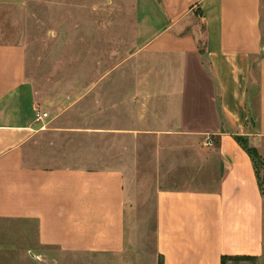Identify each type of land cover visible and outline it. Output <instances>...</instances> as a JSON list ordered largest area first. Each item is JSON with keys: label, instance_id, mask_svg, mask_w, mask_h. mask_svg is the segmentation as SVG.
Wrapping results in <instances>:
<instances>
[{"label": "crops", "instance_id": "0c3cea01", "mask_svg": "<svg viewBox=\"0 0 264 264\" xmlns=\"http://www.w3.org/2000/svg\"><path fill=\"white\" fill-rule=\"evenodd\" d=\"M137 15L129 59L152 57L159 79L137 81L135 98L121 93V114L131 112L121 134L200 162L182 187L156 194L158 256L163 264L262 258L264 169L259 176L238 139L264 164V0H138ZM27 68L25 46L0 43V251L22 250L29 261L42 249L124 253L133 168L29 163L28 146L44 131L36 110L46 111Z\"/></svg>", "mask_w": 264, "mask_h": 264}, {"label": "rangeland", "instance_id": "374dc122", "mask_svg": "<svg viewBox=\"0 0 264 264\" xmlns=\"http://www.w3.org/2000/svg\"><path fill=\"white\" fill-rule=\"evenodd\" d=\"M137 5L138 0H0V43L25 46L28 79L38 105L49 114L26 160L38 167L129 166L134 173V210L124 253L42 249L43 257L29 261L22 250L10 248L0 251V264H162L156 251V194L182 187L200 162L184 150L159 153L155 138L121 134V122L130 126L131 118V112H120L121 93L135 98L137 81L159 79L158 68L149 66L152 57L129 59L136 48ZM106 80L114 88L105 87ZM122 83L127 88L122 90ZM151 93L145 88L146 95ZM226 264H264V256Z\"/></svg>", "mask_w": 264, "mask_h": 264}, {"label": "trees", "instance_id": "16d2710c", "mask_svg": "<svg viewBox=\"0 0 264 264\" xmlns=\"http://www.w3.org/2000/svg\"><path fill=\"white\" fill-rule=\"evenodd\" d=\"M240 141V143L246 148V150L250 153V155H252V158L256 164V168L258 170V175H261L262 170L264 169V164L263 161L261 160L260 156L258 155V153L256 152V150L251 149L247 142L244 139H238ZM261 178V177H260ZM261 180V179H260ZM251 260V259H256V258H251V257H241V258H224L223 259V263L222 264H226L227 261L229 260ZM163 264V261H162Z\"/></svg>", "mask_w": 264, "mask_h": 264}, {"label": "built area", "instance_id": "2783aa9c", "mask_svg": "<svg viewBox=\"0 0 264 264\" xmlns=\"http://www.w3.org/2000/svg\"><path fill=\"white\" fill-rule=\"evenodd\" d=\"M46 118H48V114L43 112L41 109L36 110V121L43 122Z\"/></svg>", "mask_w": 264, "mask_h": 264}]
</instances>
